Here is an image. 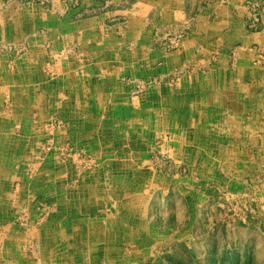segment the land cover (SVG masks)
I'll return each instance as SVG.
<instances>
[{"label": "crops", "instance_id": "1", "mask_svg": "<svg viewBox=\"0 0 264 264\" xmlns=\"http://www.w3.org/2000/svg\"><path fill=\"white\" fill-rule=\"evenodd\" d=\"M244 2L111 0L93 13L85 1L78 15L61 14L57 1L55 9L31 5L35 14L20 22L11 9L0 18V42L29 46L14 60L0 55V195L20 181L26 207L42 200L54 209L42 225L22 229L0 200V257L11 256L8 245L17 240L24 264H48L49 255L75 264L69 256L79 248L88 262L103 261L111 255L106 241L148 242L157 224L163 232L181 226L176 217L197 206L191 178L142 167L161 133L169 134L170 156L197 176L211 168L230 178L261 157L264 166V0L258 31L246 26ZM177 29L187 36L176 50L155 47V35ZM173 69L177 81H165ZM154 74L164 80L159 88L129 96L126 78ZM53 115L62 125L52 126ZM49 139H69L102 163L81 174L40 149ZM43 239L57 241L50 252L37 243Z\"/></svg>", "mask_w": 264, "mask_h": 264}, {"label": "rangeland", "instance_id": "2", "mask_svg": "<svg viewBox=\"0 0 264 264\" xmlns=\"http://www.w3.org/2000/svg\"><path fill=\"white\" fill-rule=\"evenodd\" d=\"M57 1L60 3L58 7L63 8V10H60L61 14L77 9L79 10L77 11L78 15H81L80 6L83 3L85 4V1L90 3L87 8L88 11L93 13L106 10L111 5V0H0V18H5L10 12L8 10L11 9V11H14L11 14L16 19L22 14L20 19L16 21L20 22L24 19V16L28 19L26 14H35V11L29 8L31 5L34 8L39 6L46 9H55ZM128 1L130 0H124V3ZM222 2H227V0H222ZM244 5L249 10L246 16L248 30L258 31L262 24L261 0H245ZM64 10L66 11L64 12ZM32 11L34 12L32 13ZM108 24H111V22H108ZM43 30L45 29L43 28ZM186 33L183 29H177L163 36L160 34L159 36L155 35V47L157 46L166 52L174 51L181 45L187 36ZM3 43L0 42V55L11 56V60L24 56L29 47L27 41L20 45ZM74 50L72 49L73 52ZM76 53H78V50H75ZM232 55H234V52H232ZM258 56H264V49L259 50ZM194 68H196L194 64L187 65L184 71H191ZM80 69L83 70V67ZM178 72L177 69H173L168 76H165L168 77L165 81L175 83L179 76ZM125 81L129 84V96H138L145 93L152 86L159 88L164 80L154 74L148 80L128 77ZM53 116L52 126L62 125L57 115ZM168 138V133H161V135L154 138L151 162L142 167L152 166L163 173L169 172L173 179L185 176L191 178L188 184L192 185V195L196 197L195 204L197 206L193 208L188 205L182 218L180 219L179 215L176 217L177 220L183 222L181 226L168 224L163 232L164 226L157 224L155 226L157 233H155L154 239L148 242H134L125 239L121 242L108 244V241H106L107 252L110 249L111 255H106L103 261H101L102 257L92 256L88 262L87 255H85L86 253L82 254L81 248L76 249L75 255L69 254V259H74L75 264H109L113 261H116V264H264V166H261L263 157L261 159L256 158L257 161H251L250 164L246 163L245 166H242L243 169L240 173H236L235 176L230 178L221 177L215 171L212 172L211 168H208L206 172L198 173L197 176L188 167L187 163L176 162L170 156L165 145ZM39 148L36 149L39 150ZM40 149L47 154L53 152L58 160L71 163L72 167H75V170L81 174L99 168L100 163H102L84 147L75 145L69 139H65L59 145L54 144L49 139L44 145H41ZM259 166L261 167L259 168ZM26 167L31 179L34 172L31 166ZM119 167L125 169V166ZM190 172L192 175H190ZM247 173L249 174L245 175ZM144 177L139 178V181L146 179V176ZM109 179H106L108 184L110 181L112 182V178L109 177ZM96 180L98 184L100 178L96 177ZM123 180L124 178H119L114 183L121 184ZM126 180H131V178H126ZM19 183L20 181L14 182L6 195H0V200H5L8 205V208L3 209L2 213L4 216L7 212L13 214L17 220L18 224L16 226L18 228L23 229L29 225L33 227L42 225L48 214L54 210L53 207L49 202L42 200L31 207H26L29 197L28 194L24 195L22 193L23 187ZM30 200H32V197ZM127 227L135 229L140 228L141 225L134 226L132 224ZM14 233L18 235V230H14ZM56 242V240L48 239L45 241L43 239L42 242L38 241L37 243L50 252L51 246ZM8 246H11V256H1L0 264H24V256H20L16 250V247L19 248L18 241L15 240ZM47 258L49 259L48 264H56V259L61 257L55 259L49 255Z\"/></svg>", "mask_w": 264, "mask_h": 264}]
</instances>
